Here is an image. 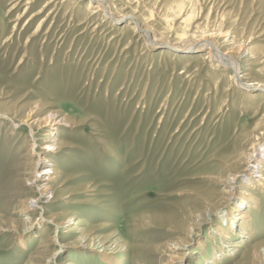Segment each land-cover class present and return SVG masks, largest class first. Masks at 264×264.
<instances>
[{
	"label": "rangeland",
	"instance_id": "obj_1",
	"mask_svg": "<svg viewBox=\"0 0 264 264\" xmlns=\"http://www.w3.org/2000/svg\"><path fill=\"white\" fill-rule=\"evenodd\" d=\"M72 1L0 0V112L37 108L70 119L59 129L67 145L50 157L60 172L45 196L46 211L29 214L20 210L36 194L24 182L31 132L14 130L11 117L0 119V264H40L33 256L41 238L53 235L66 248L57 264H105L99 251L80 246L112 232L126 242L124 264H164L167 256L157 250L167 251V242L185 234L182 223L202 219L187 247L199 256L190 264H207L201 253L213 254L212 226L223 225V214L232 212L237 199L209 217L200 196L214 190L223 199L224 188L213 178L233 153L251 151L256 142L263 143L256 156L263 153L264 117L251 114L260 98L241 104L239 83L225 93L231 72L224 67L145 50L139 31L126 33L135 27L132 21L116 26L102 12L92 15L90 0ZM106 2L114 16H133L168 42L214 39L246 68L244 82L264 84V0ZM247 46L251 57H239ZM36 132L39 144L47 141L49 131ZM252 169L246 168L238 190L257 179ZM258 194L262 207L252 214L254 236L242 239L250 245L264 243V193ZM50 215L65 219L58 231L46 224ZM74 225L78 229L67 232ZM201 239L207 241L203 247ZM240 259L236 254L223 264Z\"/></svg>",
	"mask_w": 264,
	"mask_h": 264
},
{
	"label": "bare ground",
	"instance_id": "obj_2",
	"mask_svg": "<svg viewBox=\"0 0 264 264\" xmlns=\"http://www.w3.org/2000/svg\"><path fill=\"white\" fill-rule=\"evenodd\" d=\"M75 2L76 0H73L70 3L75 4ZM108 4L109 3H107L106 0H90L87 2V9L90 10V12L92 11L91 12L92 15L95 13L102 12L103 14L102 17H104L105 15L109 16L108 21H110L113 25L116 26L124 24V21H130V22L132 21L135 24V27L131 29L126 28V33L135 36L137 34L136 30L139 31L138 32L140 33L139 35L144 37L143 42H144L145 50L148 49L151 52L154 51L160 52L161 55L166 54L172 57L177 56L179 59L182 58L197 63L201 62V64H204L202 62L205 61H207L208 63L214 61L213 63H216L217 66L224 67L225 71L231 72V77H229L230 79L228 78L229 87L228 89H225L227 90L225 91V93L232 88L237 89L236 83H239L240 84L239 91L245 95V97H243L241 101V104L245 103L246 101L248 102L252 100L256 101L260 98L261 101L259 100L260 103L257 105V109L255 111H253L254 109L251 110L252 112L251 114L252 117L255 118L259 117V115L261 116V118L264 117V113H263L264 109H261L260 111V108L264 104V84L254 85L244 82L246 75V73L244 72L246 71V68H244L243 65L239 63L238 59L234 58V56L230 51L222 50L220 48L221 45L219 46L217 41H215L214 39H208L206 37H198L192 40L186 39L183 33L185 40L180 44L173 43L172 41L170 42L169 39L168 42L163 38L165 35L164 36L160 35L159 31H157L156 29L153 30L152 27L145 24L140 26L138 24L137 19L134 18L133 16H128V15L126 16L125 14L124 17L121 16L118 17L116 15L114 16V14H112L113 12L111 13L110 11L111 9L109 8ZM95 10H97L98 12H93ZM184 38H182V40ZM251 55H252L251 50L247 46L240 51L239 57L242 56L248 58L251 57ZM213 73L216 75L215 72ZM195 74L197 75V72H195ZM208 74L210 75L211 79L213 76H215L214 74L212 75V72L211 73L208 72ZM217 75L215 78H218ZM220 78L221 76H219L218 80H220ZM237 92H235V94ZM225 93L223 95L227 94ZM227 101H225V103ZM5 111L2 112L1 110L0 119L4 120L7 119L8 117H11V120L13 119V123L15 125L14 130H16L17 126L21 131L25 128H28L30 129L29 131L31 133L30 132L29 133H30V137L32 138V142H30L29 139L27 142L28 144H30L29 146H31L32 148L28 150L25 156L23 155L25 161L27 162L25 165H27L28 169L30 170L29 172L24 173L25 175H28V177L24 178V182L26 185L29 186V189H31L32 191L35 190L36 194H32V196H30L29 198L26 197L27 200L25 203L21 205L20 212L29 214L32 211H39V212H41L42 210L46 211L45 209L47 208L48 206L47 203L49 202L46 200L45 196L48 193H50L51 190L53 189L54 185L52 184V182L55 183L57 181L60 172V170L58 169V165L56 164L57 162L56 161L54 162V160L50 159V157L53 155L54 150L62 151V148H64L67 145L66 142L60 141L59 129L62 126H65V124H68V122H70V119L66 114L63 113L49 111V110L42 111L41 109H37V108H31L30 111L27 112L26 114L22 113V111L20 110H14L12 113H10V111L8 112V110L6 112ZM36 129H39L40 131L44 129L47 132L49 131L44 138V140H47L46 142H44L45 144L44 143L39 144L38 140H36V135H37ZM246 136H248L246 139L247 142L248 140L249 141L252 140L251 138L252 135L249 136V134L246 133ZM252 144L253 147L252 149H250L251 151L233 153L231 158L224 163L222 168L218 170L217 176L213 178V180L215 181L217 180L216 182L220 183L224 188L223 199H220L221 193L216 192L214 190H210L204 193L203 196H200L201 200L204 202L206 206V211L209 214V217L212 215L214 216L216 213L223 212L220 210H224L225 207H229L230 206L229 204L231 203L232 199L235 198L237 199L235 203V207H231L232 212L231 210H227L223 214L221 218V220L223 221L225 220L223 222V225L220 226L219 223L218 224L215 223L214 226H212L211 239H208V242H210L214 246L213 254L209 256L208 254L209 252L207 253V250L201 253L204 262L207 264H220V263L223 264L226 261V259L229 260L230 257L232 258L236 254L241 255V259L234 264H264V243L262 242V243H257L256 245H250L249 243H247V241L246 242L242 241V239L244 240L250 239L252 238L251 237L252 235L254 236L255 226L252 223V214L254 213L255 209L260 210L262 207L261 206L262 202L258 192L264 193V151H262L263 153L261 154L260 157L256 156V152L263 149V143L256 142ZM47 158L48 160H46ZM48 163L49 165L43 166ZM246 168L248 169L253 168L252 172H255L257 174L255 176L257 177V179L245 180L248 189L244 191L243 190L240 191L238 190L239 183L242 181V178L244 177L243 173L246 170ZM201 207L202 206H200L199 208ZM202 208H204V206ZM61 219L56 215H50V217L48 216L44 220L46 224H52L54 226L55 231H58L57 229H60L61 226H64L65 223L63 222L65 219L63 218V221ZM203 222L205 223L206 220L203 221L202 219V221L199 224H196L195 222L192 224L191 222H189L191 224L188 225L187 227L186 224L183 223L181 224L182 229H186L185 234L182 237L178 238L177 240L167 242V247H166L167 251L159 249L156 252L158 256H164V255L165 257L167 256L166 258L167 260L165 259L164 264H180L186 258L187 261L185 262V264H190L192 260H195L196 258L199 257L198 255L195 254V252L188 253L187 240L188 237H190L191 235L192 236L197 235L194 229L195 228L199 229L201 227L200 226L201 223L203 224ZM77 223H80V221H77ZM14 226L16 225L14 222H12L11 227ZM77 229L78 227L74 225V227L72 229H68L67 232H73L76 231ZM81 231L82 232L80 238L81 239L86 238L88 233L84 231V229H82ZM120 235L121 234H115V232H112L107 236L103 237V239H98V237L94 236L95 238L94 237L91 238L90 241L88 242L90 244L87 243L81 244L80 247L89 248L94 251H99L102 254L101 255L102 260L105 262V264L106 263L124 264V258H121V255L126 254L128 250L126 249V245H125L126 242L123 239V236ZM94 239H96L97 241ZM22 240L24 243L26 242V239L22 238ZM206 242L207 241H205L204 239H201L199 243L203 247L206 245ZM40 243L41 244L37 247L38 251L35 252L33 256L36 259L38 258L40 260L41 262L40 264H57V260L59 257L58 255H62L64 251H66V248L60 246L61 245L60 242L54 235L49 237L48 236L42 237ZM244 243H247L249 245ZM240 248L244 250L242 251V253L240 252ZM31 262L32 261H30V263ZM31 264L34 263L32 262ZM67 264H79V263H77L73 259L72 260L70 259Z\"/></svg>",
	"mask_w": 264,
	"mask_h": 264
}]
</instances>
